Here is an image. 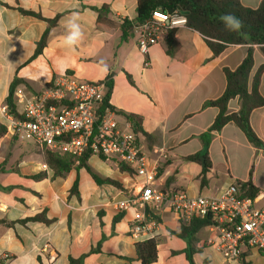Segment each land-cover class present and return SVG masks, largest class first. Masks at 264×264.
<instances>
[{
	"label": "crops",
	"instance_id": "crops-1",
	"mask_svg": "<svg viewBox=\"0 0 264 264\" xmlns=\"http://www.w3.org/2000/svg\"><path fill=\"white\" fill-rule=\"evenodd\" d=\"M240 1L256 8L262 0ZM136 2L0 0V123L4 124L1 109L14 79L24 82L15 92L26 94L42 91L62 74L88 82L109 80V105L117 120L122 123L130 117L137 122L142 153L150 165L156 164L154 188L164 193L180 191L190 197H211L219 196L230 184L250 181L259 190L254 206L264 207V149L252 147L233 124L212 134L208 147L212 167L203 185L201 167L185 160L201 151L200 135L217 115L215 108H203V104L222 95L223 70L236 69L249 47L228 46L214 57L200 34L181 25L174 29L176 47L172 55L167 53L164 33L142 54L135 34L120 41V22L135 19ZM104 5L111 12L113 26L109 29L96 26L97 14L91 9ZM18 8L46 19L59 16L37 57H33L36 44L47 24L20 14ZM73 12L79 14L85 38L75 49H68L63 43L62 22ZM253 59L250 79L264 64L256 46ZM258 90L264 98V73ZM238 109L237 100L229 102V113ZM249 123L264 143V107L252 111ZM18 143L9 132L0 139V221L12 222L10 227L0 224V259L12 257L5 264H70V258L84 256L81 264H142L135 245L153 238L157 241V259L150 264H189L186 241L175 235L180 231V220L167 206L157 210L150 206L121 212L114 209L116 202L134 196L141 178L133 172L121 171V165L95 156L87 160L96 176L119 182L127 191L123 194L113 186L97 185L84 169L56 177L50 169L42 170L45 164L39 152L16 149ZM75 181L77 196L70 194ZM141 213L150 231L132 238L129 227ZM40 214L47 222L20 223ZM216 236L212 227L197 233L193 264H264V256L247 246L239 248L237 259L226 260L212 245ZM97 245L100 251L90 254Z\"/></svg>",
	"mask_w": 264,
	"mask_h": 264
},
{
	"label": "built area",
	"instance_id": "built-area-1",
	"mask_svg": "<svg viewBox=\"0 0 264 264\" xmlns=\"http://www.w3.org/2000/svg\"><path fill=\"white\" fill-rule=\"evenodd\" d=\"M184 24L185 18L177 12L168 14L156 8L150 20L135 31L139 52L146 54L160 34ZM105 93V82L82 81L62 74L38 93L15 92L17 117L10 115L5 106L1 109L3 122L19 143L33 144L58 156L81 157L87 153L131 169L141 180L135 185L134 196L114 204L116 211L167 206L184 224L210 217L214 222L211 227L217 232L212 245L226 260L237 259L241 246L264 256V207L257 208L254 200L240 197L236 184L211 197H190L180 191L164 193L154 188L156 164L150 165L142 153L132 122H119L110 108L101 110ZM149 231L143 213L129 227L132 238Z\"/></svg>",
	"mask_w": 264,
	"mask_h": 264
},
{
	"label": "trees",
	"instance_id": "trees-1",
	"mask_svg": "<svg viewBox=\"0 0 264 264\" xmlns=\"http://www.w3.org/2000/svg\"><path fill=\"white\" fill-rule=\"evenodd\" d=\"M156 8H161L168 13L169 10L177 12L185 18V27L200 34L214 57L220 55L228 46L243 45L248 46L247 53L234 70L224 69L225 89L220 97L215 100L208 101L203 104V108L211 107L217 110V115L209 127V129L202 135L200 140L202 142V149L185 158L186 161L196 163L201 167L200 180L201 184L205 183L206 175L211 170L212 163L208 155V147L211 142L212 134L218 133L221 129L231 123L238 128L247 142L256 149H264V143L256 136L252 130L249 119L253 110L264 107V98L259 94V85L261 75L264 73V64L260 65L253 77L250 79V74L254 65L253 47H258L260 53L264 56V0H262L256 8L244 6L240 0H137L136 2V17L134 20L122 19L120 22V41L125 42L135 34L137 28L143 26L151 18V13ZM97 14L96 26L101 29H109L113 23L109 20L111 12L108 6L92 7ZM18 12L24 16H31L36 19L46 22L47 27L42 34L40 40L36 44L33 57L39 56L46 45L48 33L51 28L57 25L59 16L52 19H46L39 14L22 10L18 8ZM225 13H232L240 18L244 27L239 32H228L220 21V17ZM175 30H169L166 37L167 53L172 55L176 41L174 38ZM24 84L22 80L14 79L8 88V93L5 98V106L8 113L17 117L16 106L14 102V95L16 88ZM26 85V84H25ZM106 93L101 106L103 108H111L109 105V98L111 94V82L105 81ZM232 100L239 102V109L236 112H228V104ZM130 120V117H127ZM133 130L137 133L138 124L133 121ZM7 129L5 124L0 123V139L6 135ZM42 162L53 172L56 177H63L70 171H77L84 169L88 172L92 180L97 185H110L120 190L123 194L127 191L122 185L114 180L105 178L101 179L96 176L87 166V160L90 157L85 153L81 157H73L68 155L58 156L47 150H40ZM120 170L129 172L132 175V170L120 166ZM3 171L0 166V172ZM134 173V172H133ZM38 177V176H37ZM33 177L34 179L37 178ZM236 186L240 191V197L255 200L258 196L259 190L255 188L250 181L237 182ZM77 181L74 182L70 189V194L78 195ZM0 189H3L0 187ZM155 219V218H154ZM27 221H46L42 215L25 218L20 223ZM47 222V221H46ZM0 224L12 226V222L0 221ZM214 225L210 217L203 219H192L188 224L181 223V228L177 237L186 241L187 244V258L189 264H193L191 254L194 252L193 245L196 241L197 233L206 227ZM99 245L95 249L91 248L89 253L99 252ZM135 252L137 258L142 264H150L157 259V241L155 238L143 241L135 245ZM86 256L79 259H71L70 264H81ZM239 257V256H238ZM12 257L5 255L0 259V264H5L7 260ZM242 264H247L242 262Z\"/></svg>",
	"mask_w": 264,
	"mask_h": 264
},
{
	"label": "clouds",
	"instance_id": "clouds-1",
	"mask_svg": "<svg viewBox=\"0 0 264 264\" xmlns=\"http://www.w3.org/2000/svg\"><path fill=\"white\" fill-rule=\"evenodd\" d=\"M220 21L228 32L239 33L244 27L243 21L232 13H225L220 17ZM62 23L65 29L64 46L68 49H75L85 38V32L80 23L79 14L73 12ZM105 71H107L106 67Z\"/></svg>",
	"mask_w": 264,
	"mask_h": 264
},
{
	"label": "rangeland",
	"instance_id": "rangeland-1",
	"mask_svg": "<svg viewBox=\"0 0 264 264\" xmlns=\"http://www.w3.org/2000/svg\"><path fill=\"white\" fill-rule=\"evenodd\" d=\"M26 144H16V149H20L21 151H25L28 153L30 151L32 154H35L36 152H40V150L34 146L33 144H30L29 146Z\"/></svg>",
	"mask_w": 264,
	"mask_h": 264
},
{
	"label": "water",
	"instance_id": "water-1",
	"mask_svg": "<svg viewBox=\"0 0 264 264\" xmlns=\"http://www.w3.org/2000/svg\"><path fill=\"white\" fill-rule=\"evenodd\" d=\"M171 13H172V10H169V11H168V14H171ZM129 121L132 122L133 120L130 119ZM133 126H134V124H133Z\"/></svg>",
	"mask_w": 264,
	"mask_h": 264
}]
</instances>
